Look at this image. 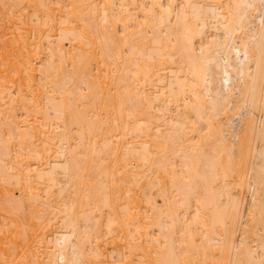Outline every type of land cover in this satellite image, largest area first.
Listing matches in <instances>:
<instances>
[{
  "label": "bare ground",
  "instance_id": "6f19581e",
  "mask_svg": "<svg viewBox=\"0 0 264 264\" xmlns=\"http://www.w3.org/2000/svg\"><path fill=\"white\" fill-rule=\"evenodd\" d=\"M0 264H264V0H0Z\"/></svg>",
  "mask_w": 264,
  "mask_h": 264
}]
</instances>
